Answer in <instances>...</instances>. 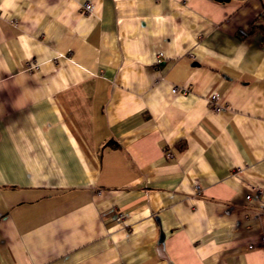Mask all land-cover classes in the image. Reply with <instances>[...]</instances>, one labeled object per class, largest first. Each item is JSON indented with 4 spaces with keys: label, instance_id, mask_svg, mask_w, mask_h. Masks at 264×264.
Returning a JSON list of instances; mask_svg holds the SVG:
<instances>
[{
    "label": "crops",
    "instance_id": "crops-1",
    "mask_svg": "<svg viewBox=\"0 0 264 264\" xmlns=\"http://www.w3.org/2000/svg\"><path fill=\"white\" fill-rule=\"evenodd\" d=\"M261 28L264 0H0V264H264Z\"/></svg>",
    "mask_w": 264,
    "mask_h": 264
},
{
    "label": "built area",
    "instance_id": "built-area-1",
    "mask_svg": "<svg viewBox=\"0 0 264 264\" xmlns=\"http://www.w3.org/2000/svg\"><path fill=\"white\" fill-rule=\"evenodd\" d=\"M92 9H93V5H92V3L89 2V1H87V2H85V3H83V4L81 5V11H82L83 13H90V12H92ZM33 67H35V65H33L32 68H33ZM172 91H173V92H176V91H177V88H176V87H173V88H172ZM209 101H210V105H212V107H213L214 109H218V108H219V103H218V101H217V97H216V95H211ZM164 154H165L167 157L171 156V152H170L168 149L164 150ZM247 197L249 198L250 195H248Z\"/></svg>",
    "mask_w": 264,
    "mask_h": 264
},
{
    "label": "trees",
    "instance_id": "trees-1",
    "mask_svg": "<svg viewBox=\"0 0 264 264\" xmlns=\"http://www.w3.org/2000/svg\"><path fill=\"white\" fill-rule=\"evenodd\" d=\"M260 32H261V39H262V42L264 43V28H261V29H260Z\"/></svg>",
    "mask_w": 264,
    "mask_h": 264
},
{
    "label": "water",
    "instance_id": "water-1",
    "mask_svg": "<svg viewBox=\"0 0 264 264\" xmlns=\"http://www.w3.org/2000/svg\"><path fill=\"white\" fill-rule=\"evenodd\" d=\"M218 1H222V0H218Z\"/></svg>",
    "mask_w": 264,
    "mask_h": 264
}]
</instances>
